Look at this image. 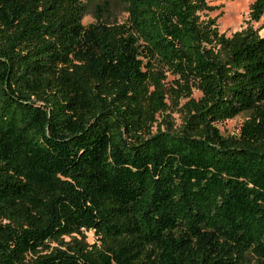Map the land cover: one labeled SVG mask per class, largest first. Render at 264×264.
Here are the masks:
<instances>
[{
  "label": "trees",
  "instance_id": "trees-1",
  "mask_svg": "<svg viewBox=\"0 0 264 264\" xmlns=\"http://www.w3.org/2000/svg\"><path fill=\"white\" fill-rule=\"evenodd\" d=\"M90 1L0 0V264H264V35Z\"/></svg>",
  "mask_w": 264,
  "mask_h": 264
},
{
  "label": "rangeland",
  "instance_id": "rangeland-1",
  "mask_svg": "<svg viewBox=\"0 0 264 264\" xmlns=\"http://www.w3.org/2000/svg\"><path fill=\"white\" fill-rule=\"evenodd\" d=\"M253 0H207L210 5H215L216 9L207 13V16L214 17L217 15L216 24L220 32L226 35L241 30L245 26H252L257 29L260 35H264V15L258 21H251L248 17L249 5ZM98 5H105L104 9L99 10L103 14V19H108L109 22H123L126 19L124 5L120 0H91L88 4L89 12L82 18V24L87 25L95 21L93 11ZM202 17H205L204 15ZM193 96L198 97L199 92L194 90ZM171 118L179 125L180 113L168 110ZM247 116L239 114L231 119H227L217 124L223 135L236 134L239 126ZM87 239L94 240L93 233L87 232Z\"/></svg>",
  "mask_w": 264,
  "mask_h": 264
}]
</instances>
